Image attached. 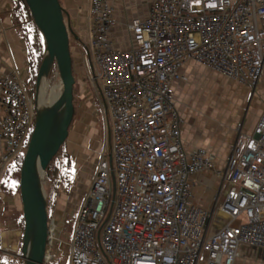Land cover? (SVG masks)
Returning a JSON list of instances; mask_svg holds the SVG:
<instances>
[{
  "label": "built area",
  "instance_id": "2783aa9c",
  "mask_svg": "<svg viewBox=\"0 0 264 264\" xmlns=\"http://www.w3.org/2000/svg\"><path fill=\"white\" fill-rule=\"evenodd\" d=\"M117 1L91 0L92 83L110 114L112 163L103 152L76 214L69 264H198L203 255L208 264H234L242 245L264 250V115L219 170L206 149L184 150L170 92L189 61L256 88L264 78V0H154L149 17L128 26L129 51L111 38ZM35 117L18 74L2 75L0 188ZM204 171L221 181L212 210L194 202L191 188ZM62 223L56 211L49 216L46 264Z\"/></svg>",
  "mask_w": 264,
  "mask_h": 264
},
{
  "label": "crops",
  "instance_id": "0c3cea01",
  "mask_svg": "<svg viewBox=\"0 0 264 264\" xmlns=\"http://www.w3.org/2000/svg\"><path fill=\"white\" fill-rule=\"evenodd\" d=\"M19 1L0 0V77L9 71H14L25 86L31 79V66L27 45L21 39L14 24L15 8ZM153 1L118 0L116 2L114 17L117 26L112 31L111 38L118 50L129 51L132 48V34L128 26L133 21H143L148 18ZM60 2L67 12V19L78 35V39L84 44L90 45L92 39L91 0H60ZM87 53L91 55L89 49ZM73 56L74 72L79 83V95L84 97L89 92L88 79L83 65L85 53L76 48ZM180 73L183 80L174 83L170 92L182 120V146L187 152L200 148L206 149L215 158L217 169L224 170L240 134L251 135L258 121L264 115V78L256 88H252L249 85H242L228 79L194 61L187 62ZM99 101L101 107L106 108L104 100L99 99ZM93 126H96L95 121L82 118L76 132L81 135L89 133L90 136H93V133L94 135L96 133L95 129L90 131ZM87 142L88 140L84 136L81 154L79 157L72 155L71 160L77 176L83 178V172L91 171L93 179L96 166L94 163L91 168L88 166L90 151L87 148L90 147V144L87 145ZM90 182L86 186H79L88 189ZM190 182L194 202L204 209L212 210L215 198L221 189L220 179L214 172L204 171L193 177ZM86 191L81 195L83 196ZM18 199L19 196L10 198L0 191V218L5 222L6 231L12 233L14 239L20 241L23 232L15 222L9 221L2 214L11 207L12 201L15 202L14 206H17ZM73 203L66 206L65 203H60L56 206V214L62 222L66 214L71 211ZM14 209L19 210L18 207ZM6 231L2 232V239L7 238ZM1 245L8 248L7 241H3ZM19 248V244L13 245V250ZM57 253L65 255L68 259L69 244L61 241L57 246ZM198 264H208L207 255H203ZM234 264H264V250L242 245Z\"/></svg>",
  "mask_w": 264,
  "mask_h": 264
},
{
  "label": "water",
  "instance_id": "95a60500",
  "mask_svg": "<svg viewBox=\"0 0 264 264\" xmlns=\"http://www.w3.org/2000/svg\"><path fill=\"white\" fill-rule=\"evenodd\" d=\"M43 38L45 48L37 69L36 117L20 169V198L25 221L22 241L24 264H46L49 234L47 169L61 147L67 143L75 117L74 57L70 36L78 39L60 0H24ZM58 70L62 90L51 105L38 106L42 81L52 68Z\"/></svg>",
  "mask_w": 264,
  "mask_h": 264
},
{
  "label": "rangeland",
  "instance_id": "374dc122",
  "mask_svg": "<svg viewBox=\"0 0 264 264\" xmlns=\"http://www.w3.org/2000/svg\"><path fill=\"white\" fill-rule=\"evenodd\" d=\"M66 21H67V18H66ZM70 46H71L72 54L75 53L76 48L81 49L82 53H85V61H84L83 65L85 67L86 78L88 79L87 85H88L89 92H88V94H86V96L81 97L79 95V83L78 82L76 83L77 92L75 93V96H74V104L76 107V116H75L74 121H73L72 130H71L69 139L67 141V145H66L67 151L70 153V156L73 155V156L79 157V155L81 154L80 151H81L82 143L84 142V136H85V138L89 142V143L87 142V145L90 144V147L87 148V150L89 149V151H90V154H88V156H89L88 166L91 168V165L94 163L96 158H98V157L100 158L103 152H105L107 160L109 161V164H111L112 163V159H111L112 138L110 137L109 132H106L104 116H106V118L108 119L109 125L111 124V120H110L111 118H110L109 112H106V108L103 109L100 105L99 99H101L103 101V97H102V94H101L99 88L97 86L93 85V83H92V80L94 77V70H93L91 61L93 60V58H92V54L89 55L87 53L88 49L91 53L90 45H88V43L84 44L82 41H80L79 39H76L74 36L71 35L70 36ZM76 64H77V62L75 61V65ZM48 80H49V84L47 87V94H50L51 89L53 87L60 85V76H59L58 70L55 67H53L52 70L50 71V73L48 75ZM25 90H26V93L28 95L29 100H31L33 102V104L35 105L36 98H37L36 80H35V82H32V83H30V82L26 83ZM57 92H59V91L57 90ZM104 113H105V115H104ZM82 118H85L88 121H95L96 122V126L95 127L93 126L90 129V131L91 130L93 131L95 129V132H96L95 135H94V133H93V136H90L89 133H84L83 135L77 134L76 128L78 127L79 122ZM34 125H35V123H33L32 127L29 131L28 138L26 141V145L24 146V148L21 152V155H23V157L26 154L28 143H29L31 134H32L33 129H34ZM86 134H88V136H86ZM64 149H65V146L62 148V151H64ZM14 164H15V162H13L12 165L10 166L9 172H14V170H15ZM21 164H22V162H21ZM95 166H97V165H95ZM72 167H73V164H72ZM94 171H95V169H94ZM73 173L75 175L77 174L76 171H74V167H73ZM75 175L72 179L70 188H68L69 189L68 193L64 196L60 195L56 199L57 201L55 202L54 208L52 207L53 206V197H52L51 190H50V182H49V179H47V178L45 180L46 191H47V195L49 197L48 212H49L50 217L55 212L56 206L59 205L60 203L61 204L65 203V206H66V205L74 202L71 211H69V213H67L66 216L64 217L63 225H62V232L60 235V240L63 241L64 243H67V244H70L72 241V238H73L75 224H76V214H77V211H78L79 206H80V200H81L80 197L82 196L81 194L87 190V189H84V187H81L79 185L86 186L88 184V182H90V180L92 179L91 178L92 177L91 171L89 173L83 172V174H82L83 178H80L81 176L80 177L77 176L78 174L76 176ZM77 177H79V178L77 179ZM90 184H91V182H90ZM111 184H112V188H113V192H114L115 187H114V177L113 176L111 177ZM11 203H12V205L8 209H11V208L14 209V208L18 207L20 210L22 208L20 196H19V199L17 200V203H16L17 206H14V203H15L14 201H12ZM2 214L6 215V212L5 213L2 212ZM6 230H7V228L5 226V222L2 218H0V246L3 243V241H7L8 242V252L11 253V255H13V256H5L7 258V260H5L4 262H7L8 264H20V262L23 261V258H22L23 256L20 255L22 253L21 249L19 248V249L13 250V245L14 244L21 245V241H19L18 239H14V236L12 235V233L7 232ZM4 231H6L8 234L6 239L1 238V234ZM5 249H7V248H5ZM59 249H60V247H59ZM0 264H5V263L0 262ZM49 264H69V257L67 259V257L65 255L58 254L55 251L54 252V259Z\"/></svg>",
  "mask_w": 264,
  "mask_h": 264
},
{
  "label": "trees",
  "instance_id": "16d2710c",
  "mask_svg": "<svg viewBox=\"0 0 264 264\" xmlns=\"http://www.w3.org/2000/svg\"><path fill=\"white\" fill-rule=\"evenodd\" d=\"M14 15V24L19 32L21 39L26 43L28 56L30 58L31 66V79L30 83L35 82L37 75V68L40 64V61L43 57L45 44L39 29L37 28L31 13L24 0H20L15 8ZM77 92V87H74V96ZM75 105V104H74ZM75 116H76V107H75ZM75 118V117H74ZM74 121V120H73ZM73 125V123H72ZM71 125V127H72ZM26 145V143H25ZM24 145V146H25ZM67 143H65L59 153L53 158L47 169V175L50 182V190L53 197V208L55 207L56 199L60 195H66L69 191L72 179L74 177L72 160L70 153L66 148ZM65 146L64 151L62 148ZM23 161V155H20L14 162L15 170L14 172H9V169L6 172L5 180L1 185L0 191L7 197L20 196V169L21 162ZM10 168V167H9ZM88 191V189H87ZM87 191L82 196L80 203L83 197L86 195ZM49 201V197H48ZM6 218L15 222L16 226L24 232L25 221L23 217L22 208L18 209H7ZM23 236L21 237L22 247ZM22 255V253L20 254ZM20 264H24V261H21Z\"/></svg>",
  "mask_w": 264,
  "mask_h": 264
},
{
  "label": "bare ground",
  "instance_id": "6f19581e",
  "mask_svg": "<svg viewBox=\"0 0 264 264\" xmlns=\"http://www.w3.org/2000/svg\"><path fill=\"white\" fill-rule=\"evenodd\" d=\"M48 84H49V80H48V78H45L42 81V85L40 86V89H39V92H38V106L40 108L49 106L53 102H55L56 99L58 98L61 90H62V86L58 85V86H55V87H53L51 89L50 94H47ZM57 90L59 92H57Z\"/></svg>",
  "mask_w": 264,
  "mask_h": 264
},
{
  "label": "flooded vegetation",
  "instance_id": "af4514ba",
  "mask_svg": "<svg viewBox=\"0 0 264 264\" xmlns=\"http://www.w3.org/2000/svg\"><path fill=\"white\" fill-rule=\"evenodd\" d=\"M98 160H99V158H98V159L96 158V160L94 161V165H97ZM1 246H2V245H1ZM2 249H3V259H4V260H7V258H6L5 256H13V255H11V253L8 252V248L5 249V248L3 247Z\"/></svg>",
  "mask_w": 264,
  "mask_h": 264
}]
</instances>
